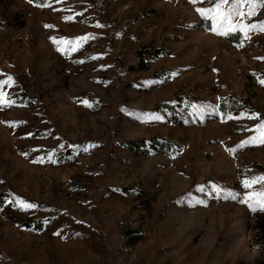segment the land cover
I'll return each instance as SVG.
<instances>
[{
  "label": "rangeland",
  "instance_id": "rangeland-1",
  "mask_svg": "<svg viewBox=\"0 0 264 264\" xmlns=\"http://www.w3.org/2000/svg\"><path fill=\"white\" fill-rule=\"evenodd\" d=\"M219 2L0 0V264H264V0Z\"/></svg>",
  "mask_w": 264,
  "mask_h": 264
},
{
  "label": "snow or ice",
  "instance_id": "snow-or-ice-1",
  "mask_svg": "<svg viewBox=\"0 0 264 264\" xmlns=\"http://www.w3.org/2000/svg\"><path fill=\"white\" fill-rule=\"evenodd\" d=\"M31 2V0H30ZM192 3H197L198 0H191ZM227 2V0H220V2L217 4L216 8L214 9H209V10H202V9H197V11L200 12V14L202 16H211L214 12L217 13V16L214 17V21H217L219 23V26L216 27V32L217 34H223V31L221 30L223 28V26L226 24L227 25V29H231V25H232V15H233V11H235V9L230 10L228 12H220L219 10L223 7V5ZM241 2V0H236V4L239 5V3ZM252 3H255L256 0H251ZM38 6H43V5H38ZM261 6H264V4H262ZM239 15V13H237ZM247 27V26H245ZM252 29H257L259 28V30H264V25H260V26H256L253 25L251 26ZM9 81H11V77H9ZM3 93H0V106H10V105H5L4 101H3ZM258 131H264V125H261L260 128L258 129ZM255 139V138H254ZM259 180H264V177L258 178ZM257 181H245V187L250 186L251 184L256 183ZM250 200L254 201V205L258 206L260 210H264V193H257L254 194V196L249 197ZM23 203V202H21ZM33 207V205H24L25 210L27 208H31ZM250 207H253V210H255V207L253 205H250Z\"/></svg>",
  "mask_w": 264,
  "mask_h": 264
},
{
  "label": "trees",
  "instance_id": "trees-1",
  "mask_svg": "<svg viewBox=\"0 0 264 264\" xmlns=\"http://www.w3.org/2000/svg\"><path fill=\"white\" fill-rule=\"evenodd\" d=\"M228 40L229 41H232V39H228ZM152 53H153V55H157L158 54L157 50H154ZM156 144H157V141L154 140L153 143H152V145L155 146ZM135 145H137V143L131 144V145H129V147L132 148V146H135Z\"/></svg>",
  "mask_w": 264,
  "mask_h": 264
}]
</instances>
